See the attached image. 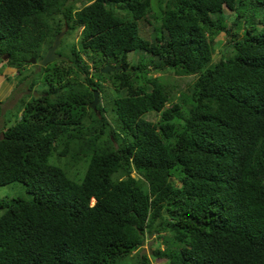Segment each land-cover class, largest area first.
I'll use <instances>...</instances> for the list:
<instances>
[{
  "label": "trees",
  "instance_id": "1",
  "mask_svg": "<svg viewBox=\"0 0 264 264\" xmlns=\"http://www.w3.org/2000/svg\"><path fill=\"white\" fill-rule=\"evenodd\" d=\"M224 6L264 0H0V56L20 82L60 30L61 45L79 30L67 60L37 67L29 90L48 88L21 98L19 119L0 106V185L32 196L0 199V264H152L151 237L167 264H264V26L248 18L215 59L204 37L225 28ZM151 13L152 40L138 24ZM66 157L85 162L79 178Z\"/></svg>",
  "mask_w": 264,
  "mask_h": 264
},
{
  "label": "rangeland",
  "instance_id": "2",
  "mask_svg": "<svg viewBox=\"0 0 264 264\" xmlns=\"http://www.w3.org/2000/svg\"><path fill=\"white\" fill-rule=\"evenodd\" d=\"M244 8H242L240 11H244ZM224 16L227 18L222 17L224 25H227L229 21H232V18L236 16V12L233 11L231 12L229 9L224 8L223 10ZM255 14H256V19L259 20V23L256 24V31L259 32L260 30L263 29L264 26V6H258L255 9ZM154 15L151 13L147 15L145 18L141 19L138 24H139V33L142 37L148 38V39H153L154 37V28H153V22H154ZM244 27V24L242 22V28ZM67 32V29L65 30V33L63 37L65 36ZM62 37V38H63ZM221 40L220 44L217 43V47H215V53H214V58L218 59L221 55V48L226 44V40L224 38H219ZM75 42L76 44L79 43V30L76 32L69 33L67 37H65V41L62 45H60L57 50L59 49V52H61L63 55H68L70 51H67V46L68 43ZM232 50V49H231ZM133 55V54H132ZM137 55V54H136ZM5 57V55H1ZM7 57V56H6ZM2 58L0 60V106H1V117L5 118L10 116L11 121L15 122V117L14 114L15 112L20 109L21 103L20 100L21 98L24 99H30L31 96L30 94L34 92L33 90H38L41 91L43 89L48 88V84L45 85L43 82H38L36 85L32 87V91L29 90L28 83L36 78L37 76H40L39 73H37V70L40 65L39 64H29L27 63V68L28 72L32 73L35 72L34 74H31L26 80H22L20 82V79H22L23 75H19L15 67H10L7 64V61H5L7 58ZM135 57V58H134ZM32 58V57H30ZM29 58V59H30ZM132 58L136 59V56L133 55ZM144 58H148L144 56ZM86 61H89L87 58H85ZM113 64V63H111ZM150 71L148 72L149 77L153 76H160L165 79V81L170 82V83H175L177 87V92L178 91H186L189 88V83L191 80V76H178L171 74L167 71L164 72H159L156 69H154L152 63H149ZM143 82V81H142ZM26 83V84H25ZM105 87L103 88V94L104 95H110L113 96L112 90L109 88V82L103 83ZM41 92H39L40 94ZM36 93L35 95H39ZM38 97V96H37ZM11 110L13 114H10ZM20 110H18L17 117L18 119L22 116ZM106 116L109 120H114L115 115L107 109L106 111ZM156 114L154 112L150 113H145L143 114L144 117L147 118H152V116ZM149 116V117H148ZM2 122V119L0 118V124ZM59 164H64L68 166V175L70 178L75 177V179L79 178L86 170V164L85 162H78V163H73V165H70L68 162V158H61L59 161ZM133 175H135L133 173ZM22 197L25 199H30L32 196L26 192L25 186L21 183H10L7 185H0V199H11L12 197ZM157 243H159L157 245ZM156 246H159L160 248H163V243L161 242L160 239L151 237V239H148L146 244L144 245V248L142 249V252H146L150 257L152 264H167L165 258H152L151 252L152 249H154Z\"/></svg>",
  "mask_w": 264,
  "mask_h": 264
},
{
  "label": "clouds",
  "instance_id": "3",
  "mask_svg": "<svg viewBox=\"0 0 264 264\" xmlns=\"http://www.w3.org/2000/svg\"><path fill=\"white\" fill-rule=\"evenodd\" d=\"M224 8H227L229 9L231 12L235 11L236 12V16H234L232 18V21H229V23L227 25H225V28L224 29H220L219 32L217 34H215L214 36H211L210 34H208V32H205L206 34V37H204V39L206 40V42H210L214 48V53H215V47H217V43L220 44L221 40L219 39L220 37L221 38H224L226 40V44L221 48L220 52L222 54V57L224 55H227L229 53V51H231L232 47L235 45L236 43V38L238 39H241L242 36H244L243 32L246 30V23H247V20L248 18L250 17H253L256 19V14H255V10H245L243 9L244 11H237L236 9H231V8H228V7H225ZM224 10V9H223ZM222 16L224 18H226L223 14V11H222ZM227 19V18H226ZM242 22L244 24V27L242 28ZM67 29V28H66ZM54 40V39H53ZM62 41V40H61ZM61 45V44H60ZM48 49V48H47ZM47 51V50H46ZM57 51V50H56ZM224 52V53H223ZM60 54V53H59ZM2 55H5L8 57V54H3ZM62 55V54H60ZM64 57H66L68 59L67 56L65 55H62ZM4 58V56H2ZM6 57V58H7ZM221 57V55H220ZM219 57V58H220ZM218 58V59H219ZM65 59V60H67ZM38 60V59H37ZM58 60V59H56ZM63 60V59H61ZM28 61V60H27ZM53 62V61H52ZM29 63V62H28ZM51 63V62H50ZM29 64H33V63H29ZM34 64H37V63H34ZM47 65V64H46ZM45 65V66H46ZM41 66V65H40ZM102 69V68H101ZM100 69V70H101ZM166 71V70H165ZM159 72H162V71H159ZM164 72V71H163ZM155 77V76H153ZM192 77V76H191ZM96 88L93 89V91L95 90ZM97 90V89H96ZM180 91L177 92V95L179 94ZM37 92H34V95L36 94ZM98 102H99V98H100V94H99V91H98ZM37 96V95H35ZM133 173L135 174V171L132 172V176H135L133 175ZM94 200L92 199V202ZM148 240V239H147ZM146 240V242H147Z\"/></svg>",
  "mask_w": 264,
  "mask_h": 264
},
{
  "label": "water",
  "instance_id": "4",
  "mask_svg": "<svg viewBox=\"0 0 264 264\" xmlns=\"http://www.w3.org/2000/svg\"><path fill=\"white\" fill-rule=\"evenodd\" d=\"M66 26L64 27V29L60 30L54 37V40L52 42V44L48 47L46 53L44 54V56L40 59H36L35 57H32L30 59H28V62L29 63H37L41 66H45L46 64L58 59V60H65L67 59L66 57L60 55L56 50L57 48L60 46L61 44V40H62V37L65 33V30H66ZM6 57V56H5ZM4 57V58H5ZM121 66L120 65H117V66H112V65H105L100 71L102 73H107V72H111V71H114L116 69H119ZM98 90H94L93 91V100L90 102L89 106L92 107V108H96V105L98 103Z\"/></svg>",
  "mask_w": 264,
  "mask_h": 264
}]
</instances>
